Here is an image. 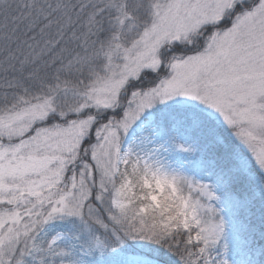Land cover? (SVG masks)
<instances>
[{
    "label": "snow or ice",
    "instance_id": "obj_1",
    "mask_svg": "<svg viewBox=\"0 0 264 264\" xmlns=\"http://www.w3.org/2000/svg\"><path fill=\"white\" fill-rule=\"evenodd\" d=\"M0 264H264V0H0Z\"/></svg>",
    "mask_w": 264,
    "mask_h": 264
}]
</instances>
